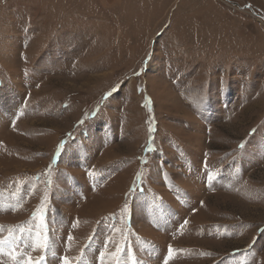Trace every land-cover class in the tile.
<instances>
[{
  "label": "rangeland",
  "instance_id": "rangeland-1",
  "mask_svg": "<svg viewBox=\"0 0 264 264\" xmlns=\"http://www.w3.org/2000/svg\"><path fill=\"white\" fill-rule=\"evenodd\" d=\"M29 258L264 264V0H0V264Z\"/></svg>",
  "mask_w": 264,
  "mask_h": 264
},
{
  "label": "snow or ice",
  "instance_id": "snow-or-ice-1",
  "mask_svg": "<svg viewBox=\"0 0 264 264\" xmlns=\"http://www.w3.org/2000/svg\"><path fill=\"white\" fill-rule=\"evenodd\" d=\"M185 223H187V221H185ZM25 264H39V262H34L31 258H29L27 261H25ZM63 264H69V261L65 258Z\"/></svg>",
  "mask_w": 264,
  "mask_h": 264
},
{
  "label": "bare ground",
  "instance_id": "bare-ground-1",
  "mask_svg": "<svg viewBox=\"0 0 264 264\" xmlns=\"http://www.w3.org/2000/svg\"><path fill=\"white\" fill-rule=\"evenodd\" d=\"M101 204V203H100ZM96 205V204H95Z\"/></svg>",
  "mask_w": 264,
  "mask_h": 264
}]
</instances>
